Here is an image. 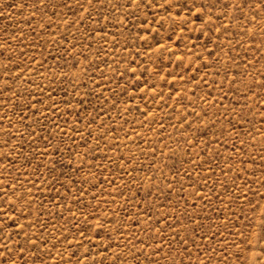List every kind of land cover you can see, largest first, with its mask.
I'll use <instances>...</instances> for the list:
<instances>
[{
    "label": "rangeland",
    "instance_id": "1",
    "mask_svg": "<svg viewBox=\"0 0 264 264\" xmlns=\"http://www.w3.org/2000/svg\"><path fill=\"white\" fill-rule=\"evenodd\" d=\"M0 264H264V0H0Z\"/></svg>",
    "mask_w": 264,
    "mask_h": 264
}]
</instances>
